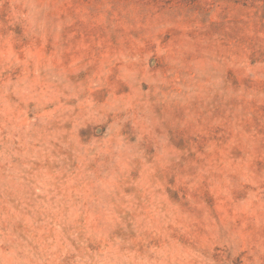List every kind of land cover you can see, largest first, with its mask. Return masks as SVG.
Returning <instances> with one entry per match:
<instances>
[{
    "label": "rangeland",
    "instance_id": "rangeland-1",
    "mask_svg": "<svg viewBox=\"0 0 264 264\" xmlns=\"http://www.w3.org/2000/svg\"><path fill=\"white\" fill-rule=\"evenodd\" d=\"M0 264H264V0H0Z\"/></svg>",
    "mask_w": 264,
    "mask_h": 264
}]
</instances>
